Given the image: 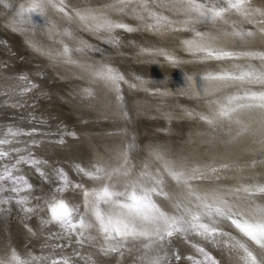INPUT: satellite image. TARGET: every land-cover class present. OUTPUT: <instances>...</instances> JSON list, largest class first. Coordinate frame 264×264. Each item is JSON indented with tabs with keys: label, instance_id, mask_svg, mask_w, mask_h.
I'll list each match as a JSON object with an SVG mask.
<instances>
[{
	"label": "bare ground",
	"instance_id": "obj_1",
	"mask_svg": "<svg viewBox=\"0 0 264 264\" xmlns=\"http://www.w3.org/2000/svg\"><path fill=\"white\" fill-rule=\"evenodd\" d=\"M33 4L40 5L36 8L40 15L18 14L21 7L28 9ZM143 4L144 0L129 5L118 0H0V68H5L13 57L19 63H32V73L47 83L40 89L48 95L43 96L45 91L36 95L38 89L28 94L3 91L2 84H12L13 79L0 76V127L11 125L30 133H52L66 125L75 131L72 135L64 133L42 148L53 163L64 169L67 178L79 185L85 183L82 188L69 186L58 194L80 205L81 211L83 193L99 185L78 171V166L88 171L87 166L94 163L109 171L130 169L132 179L145 167L158 178L163 176L165 191L172 198L167 201L169 206L189 199L196 201L184 183L173 180L163 170L167 167L186 174L195 170L198 179L189 183L196 193H215L234 212L252 215L253 207L245 203V194L237 189L264 183V106L257 101L238 100L231 107L251 106L238 108L231 119L219 118L217 112L228 97L264 92V82L257 80L264 75V0H246V15L211 21L191 19L179 0H155L148 3L147 10ZM62 5L63 12L59 10ZM122 8L124 11H120ZM105 22L123 24L125 28L108 27ZM208 52L217 55L209 56ZM108 68L123 79L114 82L97 75ZM243 73L252 75L234 78ZM121 84L130 88L123 96L128 98L132 91L138 97L134 100L137 122L123 117ZM47 97L52 98L50 105L45 101ZM202 117L212 119L213 124ZM133 123L149 156L141 168L130 154ZM19 148L20 152L24 150ZM28 170L35 169L28 166ZM113 182L122 184L124 177L116 176ZM53 189V185L46 184L37 197L47 200L46 194ZM93 199L88 197L89 208ZM255 203L264 208V198ZM25 204L26 209L35 201ZM25 209L12 203L0 214V254L15 249L47 255L49 248L61 244L62 254L70 257L72 264H95L94 253L102 256L98 260L102 264H138L141 253L137 246L125 244L120 251H106L98 229L93 227L85 231L86 243L80 247L63 237L58 225L44 223L46 211ZM12 221L16 222L17 232L8 242L4 237ZM221 227L246 243L258 258L264 252L230 229L227 222ZM185 238L189 236H174L154 250L160 264H189L185 255L191 246ZM191 239L217 253L220 264H244L240 259L243 253L238 250L194 235ZM77 250L81 256L92 258L78 260L74 255ZM174 254L181 258L176 259Z\"/></svg>",
	"mask_w": 264,
	"mask_h": 264
},
{
	"label": "snow or ice",
	"instance_id": "obj_2",
	"mask_svg": "<svg viewBox=\"0 0 264 264\" xmlns=\"http://www.w3.org/2000/svg\"><path fill=\"white\" fill-rule=\"evenodd\" d=\"M51 3V0H48ZM119 3L129 5L134 0H118ZM155 0H144L143 7L147 10L148 3ZM184 13L191 19L198 21L222 20L225 16H243L247 14L246 0H179ZM39 4H33L30 8L21 7L20 13L36 12ZM64 11L62 5L59 9ZM135 9H133L134 11ZM124 11V9H120ZM153 15L152 13H148ZM86 17L81 16V19ZM108 27L125 28L123 24L112 25L105 22ZM69 50L65 47V53ZM209 56L217 53L208 52ZM223 55H229L223 53ZM97 75L112 81L122 80V76L113 74V70L101 69ZM252 73H243L235 79H243L251 76ZM258 82H264V75L257 77ZM31 90L30 88L28 89ZM238 100L257 101L259 106H264V92L245 93L242 96L228 97L226 103H222L217 115L222 119H231L232 113L238 108L251 106L250 104L231 105ZM208 124H213L212 119L202 117ZM30 132L22 131L9 125L0 127V182H11L7 189L0 191H10L11 193L24 192L27 195L25 201L34 200L35 204L25 210L28 212H47L46 224L58 225L63 237H68L80 247L86 243L85 231L97 228L106 251L117 252L125 244L137 246L141 253L138 264H160V257L154 255V250L160 248L162 244L174 236H198L206 242L219 244L222 247H229L243 253L240 259L244 264H264V252L254 254L253 251L231 235L230 231H223L221 225L227 222L230 229H235L243 237L253 242L260 249H264V208L255 203L256 199L264 198V183H253L240 186L237 191L245 194V203L252 206L254 213L246 216L244 213L234 212L231 207L225 204L222 197L215 193L211 196L196 193L189 183L198 179L194 174L176 172L165 168L163 171L171 176L173 180L184 183L188 188V194L192 199L187 202L174 203L171 206L167 201L172 199L165 191V180L163 176L159 178L153 175L145 167L136 178L132 179L131 170L113 168L111 171L104 167H97L92 163L88 171L85 167L78 166V171L96 182L99 186L92 192H84L83 211L81 206L70 203L59 193L66 191L67 187L82 188V185H72L67 180L66 174L59 170L62 183L57 185L52 191L46 194L47 200L32 194L33 185L29 179L20 172V164H29L30 167L37 165L40 161L34 155L27 159L20 155V137L30 136ZM26 147V145H25ZM43 174V173H42ZM116 176L124 177V183L113 182ZM92 196L91 208H89L88 197ZM120 246V247H118ZM195 251L203 256L205 261H216L208 254L204 247L193 245ZM64 245L57 244L55 249L49 248L50 254L40 256L30 252L21 253L15 249L10 252L5 250L0 254V264H72L70 257L64 256ZM74 255L78 260H85L77 250ZM176 259H180L179 254H174ZM193 261V264H200L197 257L189 255L186 257Z\"/></svg>",
	"mask_w": 264,
	"mask_h": 264
},
{
	"label": "rangeland",
	"instance_id": "obj_3",
	"mask_svg": "<svg viewBox=\"0 0 264 264\" xmlns=\"http://www.w3.org/2000/svg\"><path fill=\"white\" fill-rule=\"evenodd\" d=\"M10 56L13 57L12 52L10 53ZM29 56H31V55H29ZM29 56L27 58H29ZM12 61L6 62L5 68L4 67L2 69L0 68V76L5 75V76H8V77L13 79L12 84L11 83H5V82L2 84L3 85V91L8 90V91H16L17 93H20V94H28V91H29L28 89L30 88L31 90L38 89L39 91H36V95L37 94L39 95L40 92L43 91V89H40V88H43V87L45 88V86H47L46 85L47 83L44 82L43 80L37 79L34 76V74L32 73L33 64L30 62L19 63V62H17V58L14 59V57H13ZM121 89H122V94H121L122 96H123V94H126L125 92L128 93V91L130 90L129 86H126L124 88L122 86V84H121ZM121 89H119L120 93H121ZM42 94H43V96H48L47 92L42 93ZM122 100L124 103L123 107L125 108L123 110L124 111L123 117H126L128 120H130L131 123L137 122L136 118L138 116V113H136L137 106L135 104V101L138 100V97L135 96L134 93L131 91L129 97L127 98L124 95L122 97ZM45 101H48L47 104L50 105L51 104L50 101H52V98L47 97ZM131 103H133L134 106ZM131 105H132V107H130ZM65 128H66V130H63ZM136 128L137 127H135V125L133 123L131 125V132L129 134L130 147H131L130 154H131L132 158L134 159V161L137 165V168H141L143 165V163H142L143 161L141 160L140 157H142V151L141 150H143V145H142V140L140 139V135H139ZM69 129L70 128L67 127L66 125H60L52 133L33 132L32 131L30 136H24V138L22 140V144H20V147L24 148V150H22L20 152V155L24 156L25 159H27V157L30 155H34L36 160L40 161L39 164L32 166V168H34L36 171L35 170L34 171L28 170L29 164L32 163L31 161H29V164H23L22 163L19 166L20 172L22 174H24L29 179L31 184L33 185L32 194L34 196H40L38 194V192L39 191L41 192L42 187L45 186L46 184H51L55 188L57 185H60L62 183L61 178L59 176V170H62V172L64 173V169H62V167L60 165L53 163L48 158L46 151L42 147L46 144L54 143L55 140L60 139L64 133H66L68 135L69 134H71V135L75 134L74 130H72V129L69 130ZM25 145H26V147H25ZM26 148H27V150H25ZM138 158L140 159V161ZM67 180L72 181V183H74V185L76 184L74 182V179L67 178ZM10 183L11 182H7V183L0 182V189H7L9 187ZM84 184H85L84 182H81L80 185L84 186ZM34 191H36V193ZM26 195L27 194L24 192L11 193L10 191H0V214H2L3 211L6 212L10 208L12 203H17L22 208L25 209L26 204H25L24 197ZM29 201H31V200H29ZM7 226H9V224ZM10 226L13 227L14 229L11 228ZM10 226L8 227V229L6 231V237H4V238L8 239V242H9V237L14 236L17 232L16 222L12 221ZM10 239H12V237ZM185 239L188 241V243L191 246V249H189L187 251V254L185 255V260H188L189 264H193L192 260H189L186 258L189 255H192L193 257H197L202 264H211V261H205L203 259V256L195 251V248L193 247V245H199L201 247H204L206 252L208 254H210L211 257H213L215 259L216 264H220V262H219L220 257L217 255V253L215 254L214 251H212L211 249H208V247L204 243L195 241L191 238L190 239L185 238ZM85 256L87 258H92V257H89L90 255L88 256L87 254ZM92 256H93L92 259L95 258L94 260L97 264H102V263H99V261H101V258H102L101 255H99L98 253H94V255H92Z\"/></svg>",
	"mask_w": 264,
	"mask_h": 264
},
{
	"label": "water",
	"instance_id": "obj_4",
	"mask_svg": "<svg viewBox=\"0 0 264 264\" xmlns=\"http://www.w3.org/2000/svg\"><path fill=\"white\" fill-rule=\"evenodd\" d=\"M134 93V92H133ZM142 140V139H141ZM148 153H149V151H148ZM146 157H149L148 156V154H147V152H145V150H144V148H143V150H142V157H141V160L143 161L142 163H145L147 160V158Z\"/></svg>",
	"mask_w": 264,
	"mask_h": 264
}]
</instances>
